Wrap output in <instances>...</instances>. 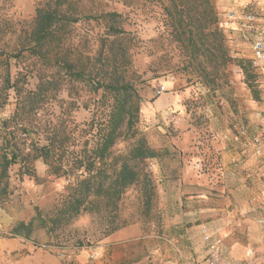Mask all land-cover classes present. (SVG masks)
Segmentation results:
<instances>
[{"label": "rangeland", "instance_id": "374dc122", "mask_svg": "<svg viewBox=\"0 0 264 264\" xmlns=\"http://www.w3.org/2000/svg\"><path fill=\"white\" fill-rule=\"evenodd\" d=\"M72 1L83 14L103 10L117 11L127 17L125 28L139 38V47L132 51L128 65L141 96L135 130L158 151V156L146 161L154 185L151 206L144 204L141 184L128 187L118 203L114 222L124 223L118 230L133 228V232L115 244L114 249L103 247V250H114L113 264H196L184 254L186 243L158 236L159 221L173 217L205 224V228H200L208 251L204 260L207 264H217L212 259L219 257L220 246L228 247L230 242L240 240L243 234L240 221L242 224L256 217V212L242 211V204L252 195L264 200V177L260 175L263 158L255 155L250 145L254 136L264 137V64L255 67L253 91L235 62H230L215 78H205L200 67L188 66L176 43L170 42L171 28L162 10L166 0H134L128 6L123 0ZM45 2L0 0V51L21 52L19 57L8 59V70L12 81L17 80L19 86L28 89L35 88L39 74L49 72L27 50H22L33 27L36 9ZM211 2L218 13L230 56L251 60V42L232 27L227 14L231 10L249 12L264 31V0H233L222 7L216 0ZM104 32L101 21L83 16L72 25L70 38L93 53ZM3 68L0 65V88ZM160 84L166 88L162 95L168 98L163 108L173 112V121L162 120L153 106ZM99 95L100 92L93 94L80 85L63 81L55 98L38 113L44 122L43 129L54 122L77 136L90 119L93 101ZM15 106V96L10 90L7 101L0 106V124L12 115ZM254 112L259 116L256 121ZM39 131L34 130L26 143L31 138L42 142L44 133L42 129ZM235 135L241 137L235 141ZM133 142V138L122 134L111 148L112 154L126 153ZM81 148L82 139H76L69 150ZM228 150L231 154L237 152L240 159L227 161L223 153ZM21 164L17 162L9 167L8 194L0 199V251L3 252L0 264H28L32 250L54 255L61 264H72L71 257L84 251V264H92L100 244L108 237L103 235L110 221L105 213L82 212L52 232L46 228L34 230L30 240L12 235V227L18 221L27 222L36 208L43 217L52 215L66 195L69 183L66 175L52 174L41 158L29 163L36 177L23 174ZM235 220L237 224L232 223ZM222 221L228 222L225 232L218 231ZM206 234L208 239L204 238Z\"/></svg>", "mask_w": 264, "mask_h": 264}, {"label": "trees", "instance_id": "16d2710c", "mask_svg": "<svg viewBox=\"0 0 264 264\" xmlns=\"http://www.w3.org/2000/svg\"><path fill=\"white\" fill-rule=\"evenodd\" d=\"M132 1L123 0V4L128 6ZM162 10L171 28L170 42L176 43L188 66H198L205 78H215L230 62H235L242 69L247 86L252 91L255 89L257 70L251 60L230 56L211 0H166ZM83 16L104 24L105 32L93 53L70 38L72 25ZM33 21L22 50H27L49 70L38 75L34 89L11 80L8 59L19 57L21 52L0 51V65L4 66L0 106L7 101L10 90L16 101L12 115L0 124V199L8 194V170L17 162L22 163L23 174L36 177L29 163L41 158L52 174L66 175L69 183L66 195L52 215L43 217L36 208L34 216L27 222L18 221L11 233L30 240L38 228L52 232L87 212L106 214L110 221L103 235L109 236L124 226L114 219L128 187L142 185L146 207L151 206L154 196L146 161L158 156V151L135 130L141 96L128 69L131 53L139 47V38L125 28L128 22L122 13L100 10L83 14L72 0H46L37 7ZM2 55L5 56L1 58ZM63 81L80 85L93 94L100 92L93 101L90 119L77 136L54 122L43 129L44 122L38 116L43 105L62 89ZM40 129L44 133L43 141L31 138L26 143L32 132ZM122 134L133 138V145L126 153L112 154L111 148ZM76 139H82V148L69 150Z\"/></svg>", "mask_w": 264, "mask_h": 264}, {"label": "crops", "instance_id": "0c3cea01", "mask_svg": "<svg viewBox=\"0 0 264 264\" xmlns=\"http://www.w3.org/2000/svg\"><path fill=\"white\" fill-rule=\"evenodd\" d=\"M233 0H216V4L222 7V5L230 4ZM236 1V0H235ZM227 18L230 20L232 27H234L241 35V37L247 41H250L251 44L254 40H261L264 43V31H261L258 26V21L255 17V20L251 23V26L244 28L243 22L244 19L241 17V13L237 11H230L227 14ZM252 47V45H251ZM264 73V66L263 70ZM264 79V78H263ZM156 99L153 101L154 108L159 111L162 120L173 121L174 116L168 108H163L167 102L168 98L164 95L157 94ZM147 107V105H146ZM258 114L254 112V121H256ZM239 135L234 136V140L239 139ZM223 156L227 158L229 162H237L240 159V156L237 152L232 154L228 151H224ZM263 161L261 166L262 170L260 175L264 177V150L262 157ZM240 205V204H239ZM242 211L256 212L254 213V219H249L241 221L239 225L243 227V234L240 237V240L231 243L228 247L220 246L219 257H214L212 261L217 264H264V223L260 222L261 219L264 220V200L250 196L246 204H242L240 207ZM263 213L258 216V214ZM227 221H222L219 224L220 232H225V228L228 227ZM232 223L237 224L238 221H232ZM231 223V225H232ZM203 222H191L189 220H182L177 218H163L159 221L158 226L160 230L158 231V236L171 239L175 241H181L186 243V254L192 258L196 264H207L205 261L206 254L208 253L205 250L206 244L202 239L201 226L205 228ZM135 229L138 227L134 226ZM224 230V231H223ZM203 231V230H202ZM133 228H124L118 230L108 236L101 244L100 249L97 251V257L92 262V264H113L115 258L114 250L111 252H105L103 247H109L114 249L115 244L119 243L121 240L127 239ZM161 234V235H160ZM225 233H223L224 235ZM227 237V236H226ZM221 241L229 242L227 239H220ZM229 244V243H228ZM174 245V244H173ZM176 249H179V245L176 244ZM182 252V250H180ZM85 252L82 251L80 254H76L71 257L72 264H84L86 261ZM183 253V252H182ZM3 256V252L0 251V258ZM112 262V263H111ZM28 264H61L60 260L51 254H42L41 251L32 250L31 255L28 257Z\"/></svg>", "mask_w": 264, "mask_h": 264}, {"label": "built area", "instance_id": "2783aa9c", "mask_svg": "<svg viewBox=\"0 0 264 264\" xmlns=\"http://www.w3.org/2000/svg\"><path fill=\"white\" fill-rule=\"evenodd\" d=\"M241 17L244 19L243 26L244 28H248L251 26V23L255 20V16L253 14H241ZM264 64V43L261 40H254L252 42V59L251 65L253 67H262ZM166 90L163 84L158 85L156 90V94H161ZM251 149L255 155L261 156L264 150V137L262 136H254L251 139ZM260 222L264 223V220L261 219ZM205 239H208L209 236L206 234L204 236ZM213 247V246H212Z\"/></svg>", "mask_w": 264, "mask_h": 264}]
</instances>
